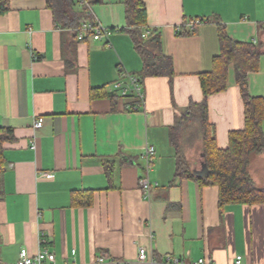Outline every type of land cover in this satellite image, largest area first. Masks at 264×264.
<instances>
[{
  "label": "crops",
  "instance_id": "1",
  "mask_svg": "<svg viewBox=\"0 0 264 264\" xmlns=\"http://www.w3.org/2000/svg\"><path fill=\"white\" fill-rule=\"evenodd\" d=\"M7 1L0 126L14 139L4 145L0 264H18L24 248L53 253L55 264H150L138 260L141 247L158 260L235 264L241 255L242 264H264V203L221 206L218 186L177 175L171 141L177 118L204 100L201 74L220 53L221 26L235 41L261 45L248 79L251 95L264 98V0H144L148 48L159 53L151 41L159 36L160 53L173 62V74L143 79L144 101L132 92L117 97L114 88L125 72L142 76L145 65L125 29V0H92L95 17L115 29L109 40H80L47 0ZM208 105L217 146L226 149L246 119L234 65L228 88ZM147 145L156 148L149 195L140 186ZM188 159L193 170L206 162L202 151ZM250 172L264 187V152L253 156Z\"/></svg>",
  "mask_w": 264,
  "mask_h": 264
},
{
  "label": "trees",
  "instance_id": "2",
  "mask_svg": "<svg viewBox=\"0 0 264 264\" xmlns=\"http://www.w3.org/2000/svg\"><path fill=\"white\" fill-rule=\"evenodd\" d=\"M50 8L65 26L79 27L87 20V8L79 0H47ZM79 4V7L76 6ZM92 3V0H91ZM128 25L125 28L136 41V47L144 58L142 76L138 77L143 85L147 76L173 74L172 59L160 53V37L155 41L158 54L148 48V39L143 37V28L148 19L147 5L144 0H125ZM8 9V1L0 0V14ZM202 22L203 19H200ZM196 27V24L194 25ZM115 30V29H114ZM124 30V29H123ZM193 32L195 28L192 29ZM191 31H188L190 33ZM220 53L214 59L213 69L201 74L204 100L191 103L177 118L171 129V141L177 150V175L199 181L203 185H215L220 189V205L229 203H264V187L258 186L250 172L254 155L264 152V98L254 97L249 91V74L258 70L262 47L256 41L238 42L233 40L221 26ZM234 65L237 84L245 103V128L230 133L229 147L217 146L215 127L209 119L208 98L228 88L229 66ZM133 93V92H132ZM131 94L126 97H129ZM139 96L133 93V97ZM117 97H122L118 94ZM125 97V96H123ZM14 139L11 128L0 126V197L3 193L2 176L5 170V143ZM189 149L204 152L209 174L200 177L194 173L186 156Z\"/></svg>",
  "mask_w": 264,
  "mask_h": 264
},
{
  "label": "built area",
  "instance_id": "3",
  "mask_svg": "<svg viewBox=\"0 0 264 264\" xmlns=\"http://www.w3.org/2000/svg\"><path fill=\"white\" fill-rule=\"evenodd\" d=\"M82 5H85L87 8V14L88 18L82 24L77 27L78 31V38L80 40H84L86 38V35L91 34L95 40H102L107 39L109 40L111 35L114 32V29L105 27L104 25L99 22V20L95 17L91 0H79ZM197 21L192 22V26L197 24ZM152 29H146L143 33L144 38H148L150 35H152ZM123 79L125 81L123 82L118 81L114 84V88L118 89L122 96L129 95L131 92L137 94L139 98L144 101V92H143V86L139 82V79L137 76L130 74V73H123ZM43 126V119H39L35 127L40 128ZM34 149H36V144L34 143L32 146ZM156 154V148L153 145H147L143 154L142 159L146 162V175L140 180V186L142 190L149 195L151 187L153 185V182L150 178V171L153 166V159ZM46 177H52V174L49 173H43ZM55 255L47 250L40 251L36 255H31L27 249H22L20 253V259L18 261V264H55ZM138 260L142 263L147 262L150 264H212L210 261H208L205 258H200L195 261H186L181 259L180 257L174 256V255H168L162 260H158L155 256L152 255V257L149 255L148 250L145 247H141L139 250ZM102 261V259H101ZM243 263V257L241 255L237 256L235 264H242Z\"/></svg>",
  "mask_w": 264,
  "mask_h": 264
},
{
  "label": "water",
  "instance_id": "4",
  "mask_svg": "<svg viewBox=\"0 0 264 264\" xmlns=\"http://www.w3.org/2000/svg\"><path fill=\"white\" fill-rule=\"evenodd\" d=\"M209 167L206 162L202 163V168L199 170H194V173L200 177H205L209 174Z\"/></svg>",
  "mask_w": 264,
  "mask_h": 264
},
{
  "label": "rangeland",
  "instance_id": "5",
  "mask_svg": "<svg viewBox=\"0 0 264 264\" xmlns=\"http://www.w3.org/2000/svg\"><path fill=\"white\" fill-rule=\"evenodd\" d=\"M76 6L79 7V4L76 3ZM197 154V151L195 149H189L187 152H186V156L187 158H190L192 155H196Z\"/></svg>",
  "mask_w": 264,
  "mask_h": 264
}]
</instances>
